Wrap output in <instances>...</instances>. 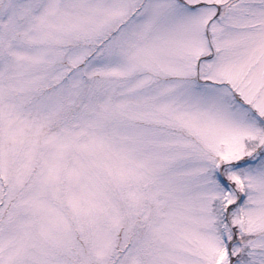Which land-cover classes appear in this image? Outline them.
Wrapping results in <instances>:
<instances>
[{
    "label": "snow or ice",
    "instance_id": "1",
    "mask_svg": "<svg viewBox=\"0 0 264 264\" xmlns=\"http://www.w3.org/2000/svg\"><path fill=\"white\" fill-rule=\"evenodd\" d=\"M0 264H264V0H0Z\"/></svg>",
    "mask_w": 264,
    "mask_h": 264
}]
</instances>
